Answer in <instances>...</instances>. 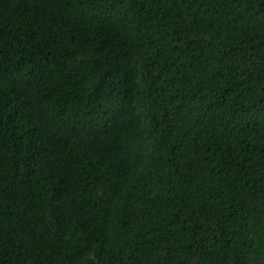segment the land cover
Listing matches in <instances>:
<instances>
[{
  "label": "trees",
  "instance_id": "obj_1",
  "mask_svg": "<svg viewBox=\"0 0 264 264\" xmlns=\"http://www.w3.org/2000/svg\"><path fill=\"white\" fill-rule=\"evenodd\" d=\"M0 264H264V0H0Z\"/></svg>",
  "mask_w": 264,
  "mask_h": 264
}]
</instances>
